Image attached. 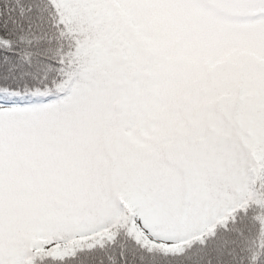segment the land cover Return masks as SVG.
Segmentation results:
<instances>
[{"label": "snow or ice", "instance_id": "6c2138e0", "mask_svg": "<svg viewBox=\"0 0 264 264\" xmlns=\"http://www.w3.org/2000/svg\"><path fill=\"white\" fill-rule=\"evenodd\" d=\"M0 264H264V0H0Z\"/></svg>", "mask_w": 264, "mask_h": 264}]
</instances>
